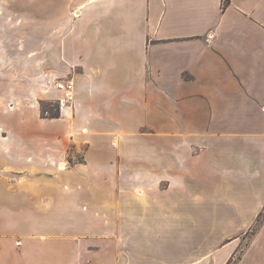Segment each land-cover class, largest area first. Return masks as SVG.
Instances as JSON below:
<instances>
[{"label":"crops","instance_id":"1","mask_svg":"<svg viewBox=\"0 0 264 264\" xmlns=\"http://www.w3.org/2000/svg\"><path fill=\"white\" fill-rule=\"evenodd\" d=\"M263 211L264 0H0V264H230Z\"/></svg>","mask_w":264,"mask_h":264},{"label":"rangeland","instance_id":"2","mask_svg":"<svg viewBox=\"0 0 264 264\" xmlns=\"http://www.w3.org/2000/svg\"><path fill=\"white\" fill-rule=\"evenodd\" d=\"M60 81H67V80L62 79V78L61 79H59V78L55 79L54 86H55L56 82H60ZM55 89L57 90V92L54 93L53 97L50 100H48L47 102L41 101V113L44 114L45 116H50V114H53V113H59L58 114V117H59L61 106H67V105H70L72 103V101L63 102L61 100V98H62L61 91H59L56 88V86H55ZM68 158L72 162V161H76V160H81L82 156H81L80 152H77L75 154L69 153ZM263 219H264V211L259 214V217L255 221L253 226L251 228H249L245 234L242 235L240 245H239L237 251L235 252V254L233 255V258L231 259L230 264H234V262L238 258L241 257V254L243 253L245 246L249 243L251 238L255 235V233L261 227V225L263 223Z\"/></svg>","mask_w":264,"mask_h":264},{"label":"built area","instance_id":"3","mask_svg":"<svg viewBox=\"0 0 264 264\" xmlns=\"http://www.w3.org/2000/svg\"><path fill=\"white\" fill-rule=\"evenodd\" d=\"M56 88L61 91L63 102L67 101L70 102L73 100V84L71 81H60L56 82Z\"/></svg>","mask_w":264,"mask_h":264},{"label":"trees","instance_id":"4","mask_svg":"<svg viewBox=\"0 0 264 264\" xmlns=\"http://www.w3.org/2000/svg\"><path fill=\"white\" fill-rule=\"evenodd\" d=\"M58 114H59V113H53V114H50V117H58Z\"/></svg>","mask_w":264,"mask_h":264}]
</instances>
